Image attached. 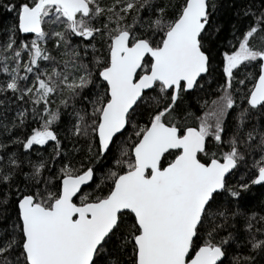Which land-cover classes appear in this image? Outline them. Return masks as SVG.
Masks as SVG:
<instances>
[{
  "label": "snow or ice",
  "instance_id": "obj_1",
  "mask_svg": "<svg viewBox=\"0 0 264 264\" xmlns=\"http://www.w3.org/2000/svg\"><path fill=\"white\" fill-rule=\"evenodd\" d=\"M223 7L0 0V264H264V0Z\"/></svg>",
  "mask_w": 264,
  "mask_h": 264
},
{
  "label": "trees",
  "instance_id": "obj_2",
  "mask_svg": "<svg viewBox=\"0 0 264 264\" xmlns=\"http://www.w3.org/2000/svg\"><path fill=\"white\" fill-rule=\"evenodd\" d=\"M249 2H250V0H235L236 6H240V7H242L243 4L249 3ZM256 2L259 3V0H256ZM221 3L224 4V7L222 8L219 15H220V19L222 20V22L225 25L224 31L221 35V39H226V38H230V28H229L228 22L230 20L234 21L235 17L232 14V7H231L232 6V0H221ZM146 14L147 13L142 12V15H146ZM2 15H3V13L0 12V16H2ZM237 27H239V23H237ZM210 87L213 91V95L217 94L215 92L216 84L213 83L210 85ZM201 98H203V93H201L199 95L193 93L192 96L188 100V104L191 106L192 110L194 112H196L197 115H200L201 111H202V109H200V107H199V101ZM210 98L211 97H209V99ZM144 119H146V116L144 117ZM64 143L68 149L72 148V144L68 139H65ZM49 151H50V147L45 149V154H47ZM85 153H86V149H84V151L82 153L76 154V156H75L76 161L79 163H87V161L84 159ZM32 158L33 159L36 158L35 153L32 154ZM254 196H255V199L252 201L250 207H254L257 210H259V208L261 207V200H264V189H260L259 187L254 189Z\"/></svg>",
  "mask_w": 264,
  "mask_h": 264
}]
</instances>
